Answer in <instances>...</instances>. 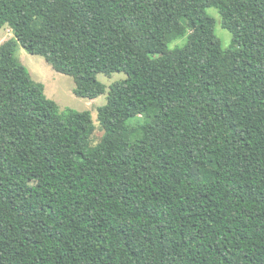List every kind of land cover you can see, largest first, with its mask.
<instances>
[{
    "label": "trees",
    "instance_id": "trees-1",
    "mask_svg": "<svg viewBox=\"0 0 264 264\" xmlns=\"http://www.w3.org/2000/svg\"><path fill=\"white\" fill-rule=\"evenodd\" d=\"M5 25L0 264H264V0H0ZM19 45L81 97L127 75L96 146L91 112H59Z\"/></svg>",
    "mask_w": 264,
    "mask_h": 264
},
{
    "label": "rangeland",
    "instance_id": "rangeland-1",
    "mask_svg": "<svg viewBox=\"0 0 264 264\" xmlns=\"http://www.w3.org/2000/svg\"><path fill=\"white\" fill-rule=\"evenodd\" d=\"M207 13L215 18V35L219 38L223 47H229L232 41V34L221 25V15L216 7H208ZM12 37V31L7 25L0 28V43ZM187 40V34L173 39L169 44V49L182 47ZM16 58L27 67L34 81L42 83L44 92L47 97L53 99L58 106L59 112H64L66 109H74L77 111L89 110L92 116L93 130L87 140V149L96 146L102 139L104 130L101 127L97 118V108L107 102V94L109 85L117 80L126 78L124 72H112L108 75L99 73L97 78L106 85V90L103 94L96 98L90 99L81 97L75 94V82L73 78L67 74L57 72L43 56L31 54L19 45L16 51ZM143 119H151L150 114H142L141 119H133L129 121L130 128L138 127ZM134 138V136H133ZM132 138V139H133Z\"/></svg>",
    "mask_w": 264,
    "mask_h": 264
}]
</instances>
